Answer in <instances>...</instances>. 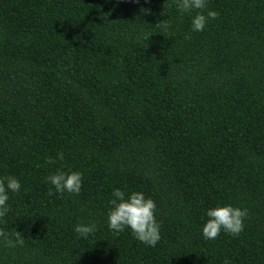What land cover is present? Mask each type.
Segmentation results:
<instances>
[{
  "label": "trees",
  "instance_id": "trees-1",
  "mask_svg": "<svg viewBox=\"0 0 264 264\" xmlns=\"http://www.w3.org/2000/svg\"><path fill=\"white\" fill-rule=\"evenodd\" d=\"M208 10L193 31L175 0H0V178L21 184L0 229L25 240L0 264H264V0ZM115 188L155 201L156 246L109 229ZM217 204L248 210L238 236L203 237Z\"/></svg>",
  "mask_w": 264,
  "mask_h": 264
},
{
  "label": "clouds",
  "instance_id": "clouds-1",
  "mask_svg": "<svg viewBox=\"0 0 264 264\" xmlns=\"http://www.w3.org/2000/svg\"><path fill=\"white\" fill-rule=\"evenodd\" d=\"M175 6L181 13H192V30L203 31L207 21L215 19L219 13L213 10H208L204 14L206 8V0H175ZM148 11V9H142ZM171 25L165 24V28H170ZM165 37H173L174 33L168 32ZM186 40L191 39V35H185ZM60 160H63V152L58 153ZM49 164L55 161L47 158ZM46 181L54 186L57 193L64 192L79 194L82 187V174L78 171H64L62 168H57L53 173L46 177ZM21 188L20 181L15 176H4L0 178V218H3L7 211V201L9 199L8 192H19ZM51 193V190L49 192ZM113 199L109 201L110 207L107 211V223L110 230L115 233L123 232L125 228L131 230L134 237L140 242L156 246L160 241V225L155 218L156 203L151 198H146L142 192L132 191L126 196L125 192L119 188L113 190ZM248 216V210L240 207H235L231 204L220 205L207 210V221L202 227V235L207 240H215L224 231L232 236H238L244 229V219ZM95 224L79 223L74 226V231L78 238L83 237L87 240L88 236L95 231ZM0 241L7 247L15 248L24 246L25 240L21 232L13 233L5 232L0 229ZM224 264H229L228 260Z\"/></svg>",
  "mask_w": 264,
  "mask_h": 264
}]
</instances>
